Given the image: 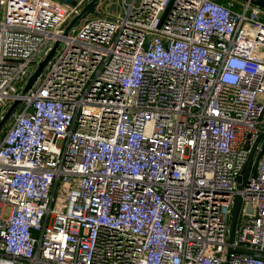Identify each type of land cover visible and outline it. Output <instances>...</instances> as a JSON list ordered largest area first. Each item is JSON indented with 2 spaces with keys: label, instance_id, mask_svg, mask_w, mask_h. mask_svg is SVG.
<instances>
[{
  "label": "built area",
  "instance_id": "2783aa9c",
  "mask_svg": "<svg viewBox=\"0 0 264 264\" xmlns=\"http://www.w3.org/2000/svg\"><path fill=\"white\" fill-rule=\"evenodd\" d=\"M75 1L0 0V264H264V11Z\"/></svg>",
  "mask_w": 264,
  "mask_h": 264
},
{
  "label": "water",
  "instance_id": "95a60500",
  "mask_svg": "<svg viewBox=\"0 0 264 264\" xmlns=\"http://www.w3.org/2000/svg\"><path fill=\"white\" fill-rule=\"evenodd\" d=\"M67 4H71V5H75L76 1L75 0H61ZM101 0H90L88 3H86L80 10L79 14L74 16L72 19H70V21L67 23V25L64 28V32L63 35L67 36L68 33L70 32V30L72 28H74V25L77 23V21L86 18L87 16H99L100 14L97 12L96 7L98 6L99 2ZM240 1H244V2H248L250 3L252 6H255L261 10L264 11V0H240ZM58 46V43H56L54 45V47L52 48V50L44 57V59L40 62L37 63V68L35 70V72L30 76V78L27 81L26 86L24 87L23 94L26 93V91L34 84V82L37 80V78L39 77V75L42 72L43 67L47 64L48 60L51 58V56L54 54V51L56 49V47ZM20 104V99H15L13 101V103L8 107L7 111L4 113V115L1 116L0 118V133L2 132L5 123L12 117V115L14 114V112L16 111V108L18 107V105ZM262 152H264V148L262 150ZM250 170V163L247 166L245 172H244V179L247 178L248 173ZM255 175V172H253V176ZM240 180V177L237 178V181ZM240 188V187H238ZM240 205H241V201L240 198L237 197L233 206V216H232V224H231V228H230V237L233 231V227H234V222L237 216V213L240 209ZM243 214L245 215H253L254 214V208L251 206V204L246 203L244 206V212ZM252 257L255 258H264V254H258V253H251L250 254Z\"/></svg>",
  "mask_w": 264,
  "mask_h": 264
},
{
  "label": "rangeland",
  "instance_id": "374dc122",
  "mask_svg": "<svg viewBox=\"0 0 264 264\" xmlns=\"http://www.w3.org/2000/svg\"><path fill=\"white\" fill-rule=\"evenodd\" d=\"M238 1H240V0H238ZM120 4H121V0H102V3L100 5V7H99V12H100L101 15L106 14V13L110 12V10H114L115 8H117L118 5H120ZM0 15H1V10H0ZM93 17H95V16L90 15V16H87L84 19H81V20L77 21V23L74 25V27H79L83 23L84 20L91 19ZM62 46H63V42L62 41H58V49L54 52L52 57L55 56L57 51L60 50L62 48ZM45 68L47 69L46 65L42 69V74L43 73L45 74V70H46ZM31 70H33L35 72L36 68L32 67ZM16 88L18 89L19 92H21L23 94V91H22L23 89L20 88V84H16ZM8 107H3L2 108V110L0 111V117L2 115H4V113L7 111ZM11 123H12V119L11 118L5 123V126H4V128L2 130V132L0 133V141H1V138H2L3 134L10 127ZM7 215H8V209L5 210L4 217H6Z\"/></svg>",
  "mask_w": 264,
  "mask_h": 264
},
{
  "label": "trees",
  "instance_id": "16d2710c",
  "mask_svg": "<svg viewBox=\"0 0 264 264\" xmlns=\"http://www.w3.org/2000/svg\"><path fill=\"white\" fill-rule=\"evenodd\" d=\"M217 1L220 2V3H225L226 2V0H217ZM238 2H241V1H238ZM263 20H264V16H263Z\"/></svg>",
  "mask_w": 264,
  "mask_h": 264
}]
</instances>
